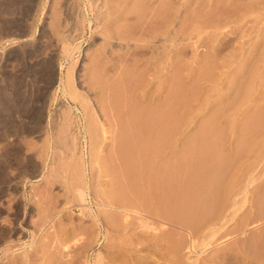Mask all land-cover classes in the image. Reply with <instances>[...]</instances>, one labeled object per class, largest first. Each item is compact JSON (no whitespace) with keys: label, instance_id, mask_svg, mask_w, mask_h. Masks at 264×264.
Returning <instances> with one entry per match:
<instances>
[{"label":"rangeland","instance_id":"obj_1","mask_svg":"<svg viewBox=\"0 0 264 264\" xmlns=\"http://www.w3.org/2000/svg\"><path fill=\"white\" fill-rule=\"evenodd\" d=\"M0 264H264V0H0Z\"/></svg>","mask_w":264,"mask_h":264},{"label":"bare ground","instance_id":"obj_2","mask_svg":"<svg viewBox=\"0 0 264 264\" xmlns=\"http://www.w3.org/2000/svg\"><path fill=\"white\" fill-rule=\"evenodd\" d=\"M119 86H120V85H119ZM172 87H173V86H172ZM243 87H244V86H243ZM246 87H247V86H246ZM248 87H249V86H248ZM120 88H121V87H120ZM173 88H174V87H173ZM249 88H250V87H249ZM249 88H248V89H249ZM113 89H114V88H113ZM175 89H176V87H175ZM242 89H243V88H242ZM244 89L246 90L247 88H244ZM109 90H110V89H109ZM120 90H122V88H121ZM110 91H111V90H110ZM168 91H169V88H168ZM175 91H176V93H178L177 90H175ZM247 91H248V90H247ZM117 92H118V91H117ZM117 92H116V93H117ZM122 92H123V91H122ZM122 92H120V94H121ZM172 92H173V90H172ZM182 92H183V91H182ZM242 92H243V91H242ZM116 93H115V94H116ZM118 93H119V92H118ZM173 93H174V92H173ZM186 93H187V91H186ZM113 94H114V93H113V91H112V95H113ZM171 94H172V93H171ZM171 94H170V96H171ZM181 94H183V93H181ZM187 94H188V93H187ZM177 95H178V94H176L175 96H177ZM175 96H174V97H175ZM115 97H116V96H115ZM167 97H168V96H167ZM183 97H185V96H183ZM244 97H245V96H244ZM116 98H117V97H116ZM172 98H173V97H172ZM172 98H171L170 101H172ZM175 98H176V97H175ZM180 98H181V97H180ZM180 98H178L177 100H179ZM166 99H167V98H166ZM245 99H246V98H245ZM245 99H244V100H245ZM118 100H119V99H118ZM180 100H181V99H180ZM185 100H186V99H185ZM115 101H116V100H115ZM115 101H114V102H115ZM175 101H176V100H175ZM119 102H120V101H119ZM168 102H169V101H168ZM178 102H179V101H178ZM178 102H176L177 105H178ZM184 102H185V101H184ZM186 102H187V101H186ZM161 103H163V102H161ZM172 103L174 104V100L172 101ZM243 103H244V102H243ZM243 103H242V104H243ZM242 104H240V105H242ZM244 104H245V103H244ZM113 105L115 106V103H114V104L112 103V107H114ZM160 105H161V104H160ZM171 105H172V104H171ZM182 105H183V104H182ZM117 106H118V105H117ZM133 106H134V105H133ZM152 106H153V105H152ZM166 106H169V105L166 104ZM112 107H111V108H112ZM115 107H116V106H115ZM119 107H120V106H119ZM147 107H148V106H147ZM160 107H161V106H160ZM174 107L176 108L177 106L174 105ZM127 108H128V107H127ZM140 108H141V107H140ZM140 108H139V109H140ZM164 108H167V107L164 106L163 109H164ZM171 108H172V109H175V108H173V107H171ZM179 108H180V107H179ZM113 109H114V108H113ZM115 109H116V108H115ZM120 109H121V108H120ZM122 109H123V107H122ZM131 109H132V108L130 107V110H131ZM133 109H134V108H133ZM141 109H142V108H141ZM148 109H149V108H148ZM111 110H112V109H111ZM117 110H118V108H117ZM126 110H127V109H126ZM126 110H125V111H126ZM128 110H129V108H128ZM128 110H127V111H128ZM134 110H135V109H134ZM142 110H143V109H142ZM156 110H157V107H156ZM170 110H171V109H170ZM122 111H123V110H122ZM140 111H141V110H140ZM148 111H150V109H149ZM148 111H147V112H148ZM160 111H161V110H160ZM160 111H159V112H160ZM123 112H124V111H123ZM130 112H131V111H130ZM163 112H164V111H162V113H163ZM165 112H166V111H165ZM171 112H172V111H170V113H171ZM173 112H174V111H173ZM173 112H172V114H171L172 116H173L174 114H176V113H173ZM115 113H117V111H116ZM120 113H121V110H120ZM124 113H125V112H124ZM139 113H143V114H146V115H147L146 111H145V112H142V111H141V112H138V110H137V112H136V111H134V112L132 111V112L130 113L131 115H130V114H127V116H130V117H125L126 114H124V115H125V116H124V117H125V121L128 120L129 118H130V120L133 119V120H132V123L130 122V120H128V121L126 122V123H127V126H126L127 129L125 128V130H128V131L131 130V131H132V129L135 130V128L138 127V125H139L138 123H140V121H139V122H136V120H137L136 118L138 117V115H141V114H139ZM149 113H150V112H149ZM155 113H156V111L154 112L153 117H151V118L153 119V123H154V121H155V120H154V116H156V114L159 115V113H156V114H155ZM170 113H169V114H170ZM177 113H178V112H177ZM151 114H152V113H151ZM151 114H150V115H151ZM167 114H168V113H167ZM178 114H179V113H178ZM117 115H118V114H117ZM158 115H157V116H158ZM160 115L162 116V114H160ZM147 116H148V115H147ZM157 116H156V117H157ZM163 116H165V115L163 114ZM163 116H162L161 118H163ZM169 116H170V115H169ZM179 116H180V115H179ZM179 116H178V117H179ZM113 117H115V116H113ZM117 117H119V116H117ZM166 117H168V116L166 115ZM166 117H165V118H166ZM175 117H176V116H175ZM121 118H122V117H121ZM126 118H127V119H126ZM140 118H142V116H141ZM146 118H147V119H146ZM146 118H145V119L148 121V117H146ZM161 118H158V119H160V120L162 121L164 118H163V119H161ZM168 118H169V120L173 119L172 117H168ZM176 118H177V117H176ZM180 118H181V117H180ZM113 119H114V118H113ZM138 119H139V117H138ZM142 119L144 120V118H142ZM142 119H141V120H142ZM155 119H156V118H155ZM166 119H167V118H166ZM177 119H178V118H177ZM177 119H176V120H177ZM118 120H121V119L119 118ZM123 120H124V119H123ZM139 120H140V119H139ZM169 120H168V122H169ZM173 120H174V119H173ZM176 120H175V122H176ZM115 121H116V120H115ZM144 121H145V120H144ZM149 121H151V119H150ZM177 121H180V120H177ZM182 121H183V120H182ZM189 121H190V119H189ZM121 122H122V120H121ZM142 122H143V121H142ZM142 122H141V123H142ZM158 122H159V121H158ZM164 122H165V120H164ZM168 122H167V123H168ZM172 122H173V121H172ZM126 123H124V124H126ZM150 123H152V122H150ZM162 123H163V122H160L159 124L162 125ZM178 123H179V122H178ZM184 123H187V122H184ZM124 124H123V125H124ZM145 124H147L146 121H145L144 124L142 123V125H144V126H145ZM159 124H158V125H159ZM176 124H177V122H176ZM176 124H175V125H176ZM187 124H188V123H187ZM118 125H119V124H118ZM142 125H141V127H142ZM154 125H156V124H153L152 126L154 127ZM161 125H159V127H160ZM169 125H171V124L169 123ZM209 125H210V124H209ZM147 126H149V125H146L145 127H147ZM162 126H163V125H162ZM162 126H161V128H162ZM176 126H177V125H176ZM249 126H250V125H249ZM157 127H158V126H157ZM159 127H158V128H159ZM174 127H175V126H174ZM209 127H210V126H209ZM250 127H251V126H250ZM123 128H124V126L122 127V129H123ZM143 128H144V127H143ZM148 128H150V127H148ZM148 128H147V129H148ZM161 128H160V129H161ZM166 128H167V127H166ZM252 128H253V127H252ZM119 129H120V128H119ZM122 129H121V130H122ZM140 129H141V128H139L138 131H139ZM169 129H170V128H169ZM208 129H209V128H208ZM248 129H249V128H248ZM255 129H256V128H255ZM141 130H142V129H141ZM144 130H145V128H144ZM151 130H152V128H151ZM153 130H154V128H153ZM157 130H158V129H156V131H157ZM128 131H126V132H128ZM142 131H143V130H142ZM170 131H171V130H169V132H170ZM172 131H173V130H172ZM210 131H211V130H210ZM210 131H209V132H210ZM247 131H248V130H247ZM250 131H251V130H250ZM252 131H253V130H252ZM126 132H122V134H123V133H126ZM135 132H136V130H135L134 133H133L134 137H133V135H132V132H128V134H131V136L133 137L132 139H133V142H134V143H135V140H136V139L134 140L135 135H136ZM139 132H140V131H139ZM144 132H145V131H144ZM144 132H141V133L145 134ZM146 132H147V130H146ZM148 132H149V131H148ZM163 132H164V131H163ZM204 132H206V131H204ZM120 134H121V133H120ZM143 134H141V136H140L139 134H138V135H139L140 137H142ZM151 134H152V133H151ZM206 134H207V133H206ZM156 135H157V134H156ZM165 135H166V134H165ZM167 135H169V134H167ZM203 135H204V134H203ZM203 135H202V136H203ZM122 136H123V135H122ZM122 136L119 138L120 140H121L122 138H124V137H122ZM126 136H127V135H126ZM131 136L129 137V135H128L127 138H131ZM153 136H154V134H153ZM153 136H152V137H153ZM137 137H138V136H137ZM158 137H159V136H158ZM210 137H211V136H210ZM155 138H156V137H155ZM160 138H161V137H160ZM162 138H163V136H162ZM169 138H170V137H169ZM191 138H194V137H191ZM200 138H202V137H200ZM200 138H198V139H200ZM212 138H213V137H212ZM132 139H131V140H132ZM137 139H138V138H137ZM146 139H147V138H146ZM148 139H149V138H148ZM156 139H157V138H156ZM158 139H159V138H158ZM165 139H166V137H165ZM167 139H168V137H167ZM120 140H119V141H120ZM144 140H145V139H144ZM152 140H154V137H153ZM152 140H151V141H152ZM163 140H164V138L161 139V141H163ZM170 140H171V139H170ZM191 140H192V139H191ZM193 140H194V139H193ZM201 140H202V139H201ZM203 140H204V139H203ZM127 141H130V139H128ZM141 141H142V140H141ZM148 141H149V140H147V142H148ZM167 141H168V140H167ZM167 141H165V142H167ZM198 141H199V140H198ZM207 141H208V140H207ZM207 141H206V142H207ZM212 141H213V140H212ZM212 141H211V142H212ZM121 142H122V141H121ZM121 142H120V143H121ZM137 142H138V144H141V143L139 142V140H138ZM147 142H145V144H142V145H144V146L146 145V146L144 147V149L147 148V144H146ZM154 142H155V141H154ZM168 142H170V141H168ZM194 142H195V141H194ZM204 142H205V141H204ZM123 143H125V141H124ZM130 143H132V142H130ZM130 143H129V145H131ZM134 143H133V144H134ZM142 143H144V142H142ZM148 143H149V142H148ZM156 143H158V140H157ZM156 143H155V144H156ZM171 143H172V142H171ZM208 143H210V139H209ZM138 144H136V145H138ZM151 144H152V143H151ZM159 144H160V143H159ZM159 144H158V145H159ZM163 144H164V143H163ZM189 144H190V143H189ZM189 144H188V141H187V144H185V146H187V145H189ZM204 144H205V143H204ZM252 144H253V142H252ZM129 145H128V147H125V148H129V149H130V148H133V147H131V146L129 147ZM160 145H161V147H162V144H160ZM190 145H191V144H190ZM205 145L207 146V144H205ZM205 145H204V147H205ZM212 145H214V144H212ZM122 146H123V145H122ZM122 146H121V147H122ZM133 146H134V145H133ZM138 146H139V145H138ZM138 146H137V147L135 146L136 149H139ZM192 146H193V145H192ZM196 146H197V145H196ZM198 146H199V145H198ZM140 147H141V146H140ZM161 147H160V148H161ZM190 147H191V146H190ZM204 147H203V148H204ZM151 148H152V147H151ZM154 148H155V147H154ZM162 148H163V147H162ZM166 148H168V147H166ZM188 148H189V147H188ZM193 148H194V147H193ZM213 148H214V147H213ZM144 149H142V151H144ZM149 149H150V148H149ZM164 149H165V148H164ZM168 149H169V148H168ZM190 149H191V148H190ZM196 149H197V147H196ZM198 149H199V148H198ZM120 150H123V147H122V149H120ZM125 150H126V149H125ZM130 150H131V149H130ZM130 150H129V151H130ZM133 150H134V149H133ZM133 150H132V151H133ZM146 150H147V149H146ZM146 150H145V151H146ZM156 150H157V149H156ZM156 150H155V151H156ZM182 150H183V149H182ZM204 150L207 151V149H205V148H204ZM126 151H128V149H127ZM129 151H128V152H129ZM136 151H137V150H136ZM139 151H140V149H139ZM159 151H160V150H159ZM178 151H179V150H178ZM185 151H186V150H185ZM195 151H197V150H195ZM200 151H201V149H200ZM202 151H203V150H202ZM213 151H214V150H213ZM117 152H118V151H117ZM128 152H127V155H129ZM133 152H134V151H133ZM157 152H158V150H157ZM164 152H165V150H164ZM175 152H176V151H175ZM203 152H204V151H203ZM121 153H122V151H121ZM144 153H145V152H144ZM152 153H155V152L153 151V149H152ZM158 153H160V152H158ZM165 153H166V152H165ZM176 153H177V152H176ZM188 153H189V152H188ZM188 153H187V155H188ZM200 153H201V152H200ZM205 153H206V152H205ZM208 153H210V152H208ZM212 153H213V152H212ZM123 154H124V152H123ZM133 154H134V153H133ZM133 154H132V156H133ZM136 154H137V152L135 153V155H136ZM138 154H139V152H138ZM138 154H137V156H139ZM142 154H143V153H142ZM146 154H148V152L145 153V156H146ZM149 154H151V153H149ZM162 154L164 155V153H162ZM179 154H180V152H179ZM179 154H176V155H179ZM206 154H207V153H206ZM214 154H215V153H214ZM218 154H219V153H218ZM221 154H222V153H221ZM223 154H224V153H223ZM223 154H222V155H223ZM127 155H125V158H126ZM151 155H152V154H151ZM154 155H155V154H154ZM157 155H159V154H157ZM171 155H172V154H171ZM181 155H182V153H181ZM181 155H180V156H181ZM183 155H184V154H183ZM190 155H191V154H189L188 156L190 157ZM193 155H194V154H193ZM193 155H192V156H193ZM200 155H203V153H201ZM204 155H205V154H204ZM209 155H210V154H209ZM216 155H217V154H216ZM222 155H221V156H222ZM115 156H116V154H115ZM121 156H124V155H121ZM173 156H174V155H173ZM188 156H186V157H188ZM194 156H195V155H194ZM205 156H206V155H205ZM228 156H229V155H228ZM119 157H120V156H119ZM142 157H144V156L142 155ZM147 157H148V155H147ZM149 157H150V156H149ZM155 157H156V155H155ZM155 157H153V158H155ZM161 157H162V155H161ZM175 157H176V156H175ZM178 157H179V156H178ZM182 157H183V156H182ZM198 157H199V156H197V158H198ZM206 157H208V156H206ZM211 157H213V156H211ZM130 158H132L131 155L128 156V158H127L128 161H132V160H130ZM153 158H152V159H153ZM159 158H160V155H159ZM171 158H173V157H171ZM183 158H185V157H183ZM213 158H214V157H213ZM226 158H227V155H226ZM120 159H121V158H120ZM120 159L118 158V160H120ZM132 159H134V161L137 162V160H136L137 158H136V159H135V158H132ZM147 159H148V158H147ZM147 159H146V160H147ZM150 159H151V158H150ZM156 159H157V157H156ZM156 159H155V160H156ZM194 159H196V158L194 157ZM194 159H192V162H193V163H194V161H195ZM199 159H200V158H199ZM199 159H197V160H199ZM203 159H204V158H203ZM205 159H206V158H205ZM216 159H217V158H216ZM220 159H221V158H220ZM227 159H228V158H227ZM116 160H117V158H116ZM121 160H122V159H121ZM123 160L125 161V159H123ZM157 160H158V159H157ZM179 160H180V159H179ZM183 160H184V159H183ZM183 160L181 159V161H183ZM186 160L189 161V158H188V159L185 158L184 163H185ZM208 160H209V158H208ZM218 160H219V156H218ZM222 160H223V157H222ZM128 161H127V162L125 161V162L128 163ZM138 161H139V160H138ZM141 161H143V159H142ZM144 161H145V160H144ZM168 161H169V159H168ZM181 161H179L178 163H180ZM188 161H187V162H188ZM190 161H191V160H190ZM199 161H200V160H199ZM201 161H202V158H201ZM206 161H207V160H206ZM206 161H205V162H206ZM212 161H213V160H212ZM216 161H217V160H216ZM116 162L119 163V161H116ZM152 162H155L154 159H153ZM192 162H191V164H192ZM214 162H215V160H214ZM223 162H224V161H223ZM223 162H222V163H223ZM226 162H227V161H225L224 163L226 164ZM229 162H230V160H229ZM122 163H123V161H122ZM131 163H132V162H131ZM142 163H143V162H142ZM142 163H141V167H142ZM163 163H164V161H163ZM172 163H173V162H172ZM174 163H175V162H174ZM178 163H177V164H178ZM184 163L181 162L182 165H183ZM188 163H189V162H188ZM201 163H202V162H201ZM210 163H211V162H210ZM212 163H213V162H212ZM215 163H216V162H215ZM217 163H218V162H217ZM217 163H216L215 165H217ZM145 164L149 165L148 162L146 163V161H145ZM150 164H151V163H150ZM159 164H161V163H159ZM168 164H169V163H168ZM181 164H179V165H181ZM191 164H190V165H191ZM194 164H195V163H194ZM198 164H199V163H198ZM204 164H205V163H204ZM207 164H208V163H207ZM219 164H221V163H219ZM129 165H131V164L129 163ZM133 165L135 166L136 164H133ZM138 165H139V164L137 163V166H138ZM153 165H154V164H153ZM161 165H162V164H161ZM165 165H166V164H165ZM165 165H164V166H165ZM171 165H173V164H171ZM171 165L169 164L168 168H169ZM186 165H187V164H186ZM190 165H189V166H190ZM212 165H213V164H212ZM228 165H229V164H228ZM118 166H120V165H118ZM121 166H123V165L121 164ZM121 166H120V168H121ZM137 166H136V169H138ZM143 166H144V164H143ZM150 166H151V165H150ZM191 166H192V165H191ZM191 166H190V169L192 168ZM218 166H219V165H218ZM218 166H217V167H218ZM125 167H127V166H125ZM131 167H132V165H131ZM131 167H129V168H131ZM158 167H159V166H158ZM158 167H156V168L159 169ZM160 167H161V166H160ZM173 167H175V166L173 165ZM187 167H188V166H187ZM198 167H199V166H198ZM203 167H204V166H203ZM208 167H210V166H207V167H204V168H208ZM217 167H216V168H217ZM226 167H227V165H226ZM226 167H225V169H226ZM117 168H118V167H117ZM161 168H163V167H161ZM176 168H177V166H176ZM176 168H175V169H176ZM178 168H179V169H178V171H179V170H180V166H179ZM185 168H186V167H185ZM214 168H215V167H214ZM122 169H124V168L122 167ZM126 169H127V168H126ZM126 169H125L124 171H126ZM132 169H135V167H134V168H131V170H132ZM136 169H135V170H136ZM142 169H143V168H142ZM148 169H150V168H148ZM157 169H156V170H157ZM166 169H167V167L164 168L163 170L166 171ZM171 169H172V168H171ZM192 169H193V168H192ZM212 169H213V167L211 168V171H212ZM219 169H220V168H219ZM119 170H120V169H119ZM127 170H128V169H127ZM138 170H139V169H138ZM140 170H141V169H140ZM156 170H155V171H156ZM159 170H160V169H159ZM207 170H208V169H207ZM209 170H210V169H209ZM209 170H208V171H209ZM148 171H150V170H148ZM151 171H153V169H152ZM184 171H185V170H184ZM184 171H183V172H184ZM188 171H189V170H188ZM188 171H187V172H188ZM200 171H201V170H200ZM200 171H199V172H200ZM222 171H223V170H222ZM134 172H135V171H134ZM139 172H140V171H139ZM142 172H143V170H142ZM157 172H158V170H157ZM174 172H175V171H174ZM179 172H181V171H179ZM190 172H191V171H189L188 173H190ZM201 172H202V171H201ZM203 172H204V171H203ZM205 172H206V174H207V171H205ZM216 172L218 173L219 171H216ZM125 173H126V172H125ZM127 173H129V172H127ZM135 173H136V172H135ZM162 173H164V172H162ZM162 173H161V174H162ZM193 173H194V172H193ZM196 173H198V172H196ZM212 173H213V171H212ZM219 173H220V172H219ZM136 174H137V173H136ZM144 174H145V173H144ZM165 174H166V173H165ZM170 174H171V173H170ZM173 174H174V173H173ZM199 174H200V173H199ZM199 174H198L197 176H199ZM214 174H215V173H214ZM150 175H151V174H150ZM152 175H153V174H152ZM163 175H164V174H163ZM167 175H168V174H167ZM171 175H172V174H171ZM182 175H183V174H182ZM187 175H188V174H187ZM203 175H204V173H203ZM218 175H219V174H218ZM133 176H134V175H133ZM133 176H132V178H133ZM139 176H140V175H139ZM139 176H138V177H139ZM147 176H148V175H147ZM195 176H196V175H195ZM204 176H205V175H204ZM204 176H202V177H204ZM210 176H212V175H210V172H209V178H210ZM222 176H223V175H222ZM222 176H221V177H222ZM136 177H137V176H136ZM150 177H151V176H150ZM164 177H166V176H164ZM171 177H173V176H171ZM176 177H178V176H176ZM176 177H175V178H176ZM187 177L189 178V176H187ZM192 177H193V176H192ZM192 177H191V178H192ZM206 177H207V176H206ZM221 177H220V178H221ZM134 178H135V177H134ZM147 178H149V177H147ZM152 178H153V177H152ZM152 178H151V179H152ZM173 178H174V177H173ZM213 178H214V177H213ZM213 178H212V179H213ZM215 178H217V177H215ZM142 179H143V178H142ZM156 179H157V178H156ZM164 179H165V178H164ZM199 179H200V178H199ZM212 179H210V181H213V180H214V179H213V180H212ZM126 180H127V179H126ZM133 180H134V179H133ZM154 180H155V179H154ZM188 180H189V179H188ZM196 180H197V179H196ZM196 180H195L194 185H195L196 182H197ZM207 180H208V181H207L206 183L209 182V179H207ZM219 180H222V179H219ZM127 181H128V180H127ZM137 181H139L138 178H137ZM150 181L152 182V180H150ZM177 181H178V180H177ZM177 181H176L175 183H177ZM200 181H201V180H200ZM215 181H216V179H215ZM217 181H218V179H217ZM217 181H216V182H217ZM128 182L130 183V180H129ZM140 182H141V181H140ZM140 182H139V183H140ZM146 182H147V181H146ZM161 182H162V181H161ZM168 182H169V181H168ZM204 182H205V181H204ZM213 182H214V181H213ZM216 182H215V183H216ZM219 182H220V181H219ZM149 183H150V182H149ZM157 183L159 184L158 181H157ZM169 183H170V182H169ZM172 183H173V182H172ZM190 183H191V182H190ZM190 183H189V184H190ZM198 183H199V181H198ZM130 184H131V183H130ZM143 184H145V183L143 182ZM146 184H147V183H146ZM151 184H152V183H151ZM161 184H162V183H161ZM182 184L184 185V187H186V186H185L186 183H185V184L182 183ZM182 184H179V185L181 186ZM189 184H188V185H189ZM202 184H203V183H202ZM210 184H211V183H210ZM213 184H214V183H213ZM218 184H219V183H218ZM220 184H221V183H220ZM127 185H128V184H127ZM154 185H155V184H154ZM166 185H167V184H165V186H166ZM168 185H170V184H168ZM183 185H182V186H183ZM190 185H191V184H190ZM192 185H193V184H192ZM208 185H209V183H208ZM214 185H215V184H214ZM135 186H136V185H135ZM151 186H153V185H151ZM162 186H164V185H162ZM176 186H177V184H176ZM128 187H129V186H128ZM168 187H169V186H168ZM171 187H172V186H170V189H172ZM178 187H179V186H177V187H175V188H178ZM197 187H198V186H197ZM201 187H202V186H200V187H198V188H201ZM210 187H211V186H210ZM131 188H132V187H131ZM151 188H152V187H151ZM151 188H150V189H151ZM157 188H158V187H157ZM157 188H156V189H157ZM163 188H164V187H163ZM175 188H174V190H176ZM180 188H181V187H180ZM205 188H206V187H205ZM213 188H214V186H213ZM129 189H130V188H129ZM147 189H148V188H147ZM153 189H154V188H153ZM178 189H179V188H178ZM182 189H183V188H182ZM187 189H188V187H187ZM193 189H194V188H193ZM207 189H208V187H207ZM211 189H212V188H211ZM131 190H132V189H131ZM136 190L138 191V189H136ZM148 190H149V189H148ZM148 190H145V191H148ZM151 190H152V189H151ZM154 190H155V189H154ZM166 190H168V189H166ZM174 190H172V191L174 192ZM185 190H186V189H185ZM185 190H184V191H185ZM203 190H204V189H203ZM209 190H210V189H209ZM216 190L218 191V189H216ZM188 191H189V190H188ZM194 191H196V189H195ZM211 191H213V190H211ZM152 192H153V190H152ZM155 192H156V191H154V193H155ZM163 192H165V191L162 190L161 193H163ZM173 192H172V193H173ZM176 192H178V191L176 190ZM181 192H183V190H182V191L179 190V193H181ZM185 192H186V191H185ZM192 192H193V191H192ZM204 192H207V191H204ZM209 192H210V191H209ZM156 193H157V192H156ZM158 193H159V192H158ZM161 193H160V194H161ZM179 193H178V194H179ZM198 193H200V192H198ZM214 193H215V192H213V193H211V194H214ZM218 193H219V192H218ZM168 194H169V193H168ZM178 194H177V195H178ZM206 194L208 195V192H207ZM206 194H205V195H206ZM149 195H151V194H149ZM155 195H156V194H155ZM169 195H170V194H169ZM185 195H186V194H185ZM188 195L190 196L191 194L188 193ZM198 195H199V194H198ZM219 195H220V194H219ZM219 195H218V196H219ZM145 196H146V195H145ZM156 196H157V195H156ZM170 196H171V195H170ZM174 196H175V195H174ZM181 196H182V194H181ZM189 196H188V197H189ZM201 196H202V193H201ZM215 196H216V195H215ZM161 197H162V195H161ZM161 197L159 196V199H160ZM183 197H184V196H183ZM185 197H186V196H185ZM147 198H148V197H147ZM147 198H146V199H147ZM165 198H166V197H165ZM179 198H181V197L179 196ZM200 198H202V197H200ZM217 198H218V197H217ZM219 198H220V197H219ZM144 199H145V198H144ZM161 199H162V198H161ZM173 199H174V198H173ZM181 199H182V198H181ZM188 199H189V198H188ZM149 200H150V199H149ZM166 200H167V198H166ZM166 200H164L165 203H167ZM169 200H170V199H169ZM178 200H179V199H178ZM178 200H177V202H178ZM146 201H147V200H146ZM180 201H181V200H180ZM183 201H184V200H183ZM183 201H182V203H183ZM194 201H196V200H194ZM194 201H193V202H194ZM198 201H199V200H198ZM200 201H201V200H200ZM209 201H210V198H209ZM205 202H207V200L204 201V203H205ZM210 202H213L212 199H211ZM159 203H160V202H159ZM172 203H173V202H172ZM182 203H181V204H182ZM184 203H185V201H184ZM190 203H191V201H190ZM197 203H198V202H197ZM204 203H202V204H204ZM161 204H163V203H160V205H161ZM168 204H169V203H168ZM170 204H171V203H170ZM185 204H186V203H185ZM205 204H206V203H205ZM211 204H212V203H211ZM160 205H159V206H160ZM175 205H176V204H175ZM190 205H191V204H190ZM193 205H194V204H193ZM207 205H208V204H207ZM148 206H149V205H148ZM156 206H157V205H156ZM166 206H167V205H166ZM187 206H189V205H186V208H187ZM195 206H196V205H195ZM205 206H206V205H205ZM208 206H209V205H208ZM210 206H211V205H210ZM149 207H150V206H149ZM160 207H161V206H160ZM164 207H165V206H163V209L165 210L166 208H164ZM170 207H171V205H170ZM181 207H182V206H181ZM184 207H185V206H184ZM184 207H182V208H184ZM196 207H198V205H197ZM200 207H201V206H200ZM151 208H152V207H151ZM153 208H154V207H153ZM156 208H158V210H161V211H162V209H159V207H156ZM175 208H176V207H175ZM182 208H179V209L181 210ZM188 208H189V207H188ZM192 208H194V207H192ZM148 209H149V208H148ZM172 209H173V208H170L169 211L172 212ZM195 209H196V208H195ZM153 210H154V209H153ZM158 210H157V211H158ZM164 210H163V211H164ZM174 210H175V209H174ZM174 210H173V211H174ZM182 210L185 211L186 209H182ZM190 210L192 211L191 208H190ZM199 210H200V209H199ZM157 211H156V212H157ZM163 211H162V212H163ZM165 211H166V210H165ZM165 211H164V212H165ZM191 211H190V213H191ZM202 211H204V210H202ZM154 212H155V210H154ZM159 212H160V211H159ZM179 212H180V211H179ZM182 212H183V211H182ZM182 212H181V213H182ZM194 212H195V211H194ZM206 212H207V211H206ZM160 213H161V212H160ZM166 213H167V212H166ZM202 213H204V212H202ZM163 214H165V213H163ZM168 214H169V213H168ZM172 214H173V213H172ZM172 214H171V216H172ZM188 214H189V213H188ZM193 214H194V213H193ZM196 214H197V212H196ZM173 215H174V214H173ZM189 215H190V214H189ZM166 216H167V215H166ZM171 216H170V217H171ZM172 217H173V216H172ZM176 218H177V217H175V219H176ZM180 218H181V217H180ZM178 221H179V220H178ZM189 221H190V220H189ZM194 221H195V220H194ZM180 222H181V221H180ZM187 222H188V221H187ZM196 222H197V221H196ZM178 223H179V222H178ZM185 223H186V221H185ZM187 224H189V223H187ZM187 226H188V225H187ZM190 226H191V225H190Z\"/></svg>","mask_w":264,"mask_h":264}]
</instances>
